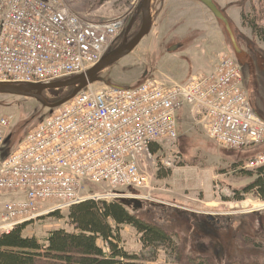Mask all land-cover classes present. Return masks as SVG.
<instances>
[{
    "label": "built area",
    "instance_id": "1",
    "mask_svg": "<svg viewBox=\"0 0 264 264\" xmlns=\"http://www.w3.org/2000/svg\"><path fill=\"white\" fill-rule=\"evenodd\" d=\"M129 22L130 17L95 21L68 0H0V84H48L89 73L112 53ZM188 105L205 117L222 146L247 149L264 143V116L234 56L185 84L151 78L136 87L92 85L52 108L54 115L9 156H4L9 137L3 133L0 240L21 225L91 199H150L121 189L151 187L144 157L155 158L157 144L181 139ZM1 123L11 127L13 120ZM255 165L264 166V156ZM94 185L112 189L93 193ZM22 191L27 199H4ZM49 202L56 204L43 212Z\"/></svg>",
    "mask_w": 264,
    "mask_h": 264
},
{
    "label": "rangeland",
    "instance_id": "2",
    "mask_svg": "<svg viewBox=\"0 0 264 264\" xmlns=\"http://www.w3.org/2000/svg\"><path fill=\"white\" fill-rule=\"evenodd\" d=\"M143 1L68 0L77 12L95 21L130 17L125 34L112 52L144 29V14L132 28ZM219 1L226 7L239 45L228 23L217 15L216 21L226 30L223 39L216 29L208 40L190 31H177L171 37L153 32L132 55L106 71L97 87H136L151 78L170 84L189 83L214 71V53L224 43L227 48L221 59L234 56L239 60L252 101L264 116V36L254 24L258 20L264 28V0ZM73 92L64 89L47 95L58 102ZM55 112L38 98L0 94V137L3 133L9 137L4 156L15 152ZM6 117L12 118L11 127L2 125ZM181 134L178 142L158 144L160 151L154 150L155 158L144 157V166L152 177L150 188L121 189L131 195L151 196L142 200V209L136 205L132 208L145 221L176 237V243L148 246L137 227L126 225L122 245L135 256L133 264H264V200L257 192H246L258 178L249 172L262 167L255 164L264 156V143L247 149L222 146L211 136L205 117L198 116L191 105L183 111ZM110 189L112 186L94 185L91 191ZM27 198L25 191L4 195L6 201ZM55 204H44L43 212ZM63 211L62 217L52 213L36 220L27 234L47 240L54 230H75L71 209Z\"/></svg>",
    "mask_w": 264,
    "mask_h": 264
},
{
    "label": "trees",
    "instance_id": "3",
    "mask_svg": "<svg viewBox=\"0 0 264 264\" xmlns=\"http://www.w3.org/2000/svg\"><path fill=\"white\" fill-rule=\"evenodd\" d=\"M254 24L264 36L259 21ZM154 150L159 152L160 145H155ZM249 173L258 178L246 192H257L264 200V166ZM133 206L128 200L91 199L71 209L75 230H54L47 240L27 234L35 221L21 225L0 240V264H133L135 256L122 245L126 225L137 227L148 246L176 243L175 234L145 221ZM63 212L52 215L62 217Z\"/></svg>",
    "mask_w": 264,
    "mask_h": 264
},
{
    "label": "water",
    "instance_id": "4",
    "mask_svg": "<svg viewBox=\"0 0 264 264\" xmlns=\"http://www.w3.org/2000/svg\"><path fill=\"white\" fill-rule=\"evenodd\" d=\"M201 1L206 3L217 14L219 18L228 23L230 30L234 34L236 42L239 45L237 36L232 25V21L227 15V13L221 8L217 0ZM156 2L157 0H144L141 7V12L136 16L133 22L132 28L135 26L139 18L144 14L145 26L142 32L133 40L128 37V39L121 48L109 54L100 65L91 70L89 73H85L77 77L48 84L1 83L0 94L38 98L42 102H44L48 107L54 109H58L65 106L69 102L76 99L82 92H84L92 85L103 81V74L106 71H108L113 66L119 64L121 61H123L130 55H132L143 44L146 38L153 33L157 20V16L155 13ZM64 89H71L74 90V92L73 94L65 97L63 100L58 102H53L47 95L49 91ZM128 201L130 202V204L136 205L138 210L144 207V202L140 199H131ZM213 218L217 219L216 217Z\"/></svg>",
    "mask_w": 264,
    "mask_h": 264
},
{
    "label": "crops",
    "instance_id": "5",
    "mask_svg": "<svg viewBox=\"0 0 264 264\" xmlns=\"http://www.w3.org/2000/svg\"><path fill=\"white\" fill-rule=\"evenodd\" d=\"M217 2L226 12V7H224L223 3L219 0ZM155 13L157 20L153 32H157L160 35L166 34L167 37H171L175 33L178 34L179 32L177 31L181 32L179 34H185L190 31L200 33L208 40L210 32H214V29H216L219 30V35L223 39V35L226 33L222 22H219L221 23L219 24L216 21L217 14L201 0H157ZM176 39L177 37L174 40ZM226 48L223 43L219 47V51L214 53L212 63L214 70L216 69L215 66L222 62L221 55Z\"/></svg>",
    "mask_w": 264,
    "mask_h": 264
}]
</instances>
